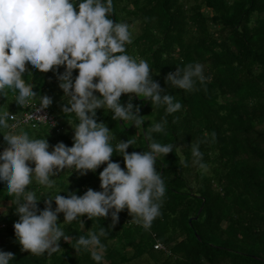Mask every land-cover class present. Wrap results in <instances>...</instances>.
<instances>
[{
	"label": "trees",
	"instance_id": "obj_1",
	"mask_svg": "<svg viewBox=\"0 0 264 264\" xmlns=\"http://www.w3.org/2000/svg\"><path fill=\"white\" fill-rule=\"evenodd\" d=\"M112 19L132 25L128 54L146 60L153 79L181 101L182 108L166 115L163 107L122 94V104L131 95L134 106H139V114L145 116L143 129L166 118L165 132L152 135L176 147L157 158L166 192L160 215L149 228L131 223L127 209L114 226L110 214L80 217L84 232L105 230L103 264H264V0H114ZM196 62L204 66L205 79L197 80L192 90L166 84L168 73ZM64 70L61 66L46 73L34 70L31 76L25 73L39 96L52 98L47 109L60 131L44 125L21 127L36 138L45 137L50 146L73 143L74 129L62 111L67 101L57 79ZM0 108L10 114L24 112L11 92L0 96ZM112 115L98 109L97 122L105 123L118 140L137 136L128 153L146 150L143 132ZM197 142L200 163L193 162L191 150ZM6 146L0 136V151ZM110 159L125 167L121 156ZM106 166L83 176L65 168L51 177L56 179L52 189L35 183L29 187L42 197L38 203L42 210L44 198L58 192L66 196L83 195L89 188L100 191L99 174ZM2 189L0 184V205L8 209L5 218L0 213V250L14 254L12 264H96L89 252L76 251L74 241L63 238L60 250L51 256L22 251L12 231L18 220L15 205ZM63 222L61 213L58 223ZM61 227L73 240L82 234L78 221ZM158 243L165 249H157Z\"/></svg>",
	"mask_w": 264,
	"mask_h": 264
},
{
	"label": "clouds",
	"instance_id": "obj_2",
	"mask_svg": "<svg viewBox=\"0 0 264 264\" xmlns=\"http://www.w3.org/2000/svg\"><path fill=\"white\" fill-rule=\"evenodd\" d=\"M113 13L114 0H0V96L11 92L18 106L33 103L40 112L52 104V98L33 90L25 79L26 71L31 76L34 70L46 73L64 66L57 75L67 101L62 111L74 129L72 146L63 142L50 146L45 137L36 138L20 127L19 121L10 123L15 115L0 108V136L7 145L0 151V184L15 205L16 240L30 254L51 256L60 250L63 238L74 241L76 251L83 249L96 264H103L105 230L84 232L80 217L107 218L110 214L114 226L119 213L127 209L130 222L147 229L160 215L166 186L156 167L157 158L172 153L176 146L161 143L152 134L164 133L168 121L153 120L151 127L143 129L145 116L139 114V106H134L131 95L122 104L121 96L134 94L156 108L163 107L166 115L179 111L182 102L153 79L146 60L128 54L132 25L114 22ZM74 71H78L75 78ZM204 79V66L196 62L177 67L165 82L173 89L190 91L197 80ZM101 108L111 112L113 120L130 122L143 132L147 149L128 153L137 136L118 140L105 123L97 122ZM191 150L193 162L200 163L199 142ZM113 155L121 156L125 167L112 162ZM102 164L107 166L99 174L100 191L89 188L83 195L68 192L66 196L58 192L44 198L45 207L39 209L42 197L30 185L52 189L56 179L51 177L65 168L83 176ZM0 213L6 215L7 208L0 205ZM61 213L62 224L58 223ZM73 221H78L82 232L74 240L61 227ZM14 260L13 253L0 250V264Z\"/></svg>",
	"mask_w": 264,
	"mask_h": 264
},
{
	"label": "built area",
	"instance_id": "obj_3",
	"mask_svg": "<svg viewBox=\"0 0 264 264\" xmlns=\"http://www.w3.org/2000/svg\"><path fill=\"white\" fill-rule=\"evenodd\" d=\"M39 107V104H37V108ZM24 112L20 115L13 113L12 115H15V120H11L13 123L20 122L21 126H32L33 128H38L42 125L48 126L51 129H54L55 131H60L59 128H57V121L56 118L52 115V113L46 108L41 110L40 112L35 111V105L33 103L27 104L23 106ZM32 114L34 117L30 116L29 114ZM36 116H43L46 121H43L41 118ZM34 125V126H33ZM7 225L3 223L1 225L2 229H5ZM12 231L14 232V225L12 226ZM157 249H165L164 245L161 243H158L156 245Z\"/></svg>",
	"mask_w": 264,
	"mask_h": 264
},
{
	"label": "rangeland",
	"instance_id": "obj_4",
	"mask_svg": "<svg viewBox=\"0 0 264 264\" xmlns=\"http://www.w3.org/2000/svg\"><path fill=\"white\" fill-rule=\"evenodd\" d=\"M5 207V206H4ZM5 208H7V207H5ZM8 209V208H7ZM3 218H5V215L3 214ZM2 223H4V221H2Z\"/></svg>",
	"mask_w": 264,
	"mask_h": 264
},
{
	"label": "water",
	"instance_id": "obj_5",
	"mask_svg": "<svg viewBox=\"0 0 264 264\" xmlns=\"http://www.w3.org/2000/svg\"><path fill=\"white\" fill-rule=\"evenodd\" d=\"M191 222H192V220H191Z\"/></svg>",
	"mask_w": 264,
	"mask_h": 264
}]
</instances>
